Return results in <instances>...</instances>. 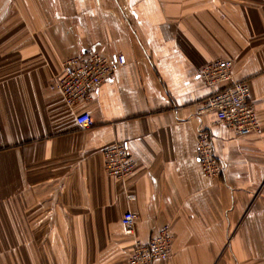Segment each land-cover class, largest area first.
I'll list each match as a JSON object with an SVG mask.
<instances>
[{
    "label": "crops",
    "instance_id": "crops-1",
    "mask_svg": "<svg viewBox=\"0 0 264 264\" xmlns=\"http://www.w3.org/2000/svg\"><path fill=\"white\" fill-rule=\"evenodd\" d=\"M90 50L126 63L69 109L49 83ZM219 58L247 82L259 133L200 112L217 87L199 70ZM199 127L223 164L214 178ZM115 142L135 160L123 179L104 172ZM127 211L143 241L170 225L154 264H264V0H0V264H128Z\"/></svg>",
    "mask_w": 264,
    "mask_h": 264
},
{
    "label": "built area",
    "instance_id": "built-area-1",
    "mask_svg": "<svg viewBox=\"0 0 264 264\" xmlns=\"http://www.w3.org/2000/svg\"><path fill=\"white\" fill-rule=\"evenodd\" d=\"M125 63L126 58L120 53L106 55L95 50L79 52L63 62L61 73L52 77L49 88L58 92L66 106L72 109L78 102L91 99L98 87ZM199 77L206 85L217 87L203 100L201 113H213L216 123L224 124L238 135L261 131L248 84L234 78L232 60L219 58L207 62L199 70ZM74 118L80 130H87L93 124L91 115L85 111L77 113ZM195 140L201 172L210 178L219 176L223 164L215 152L212 133L199 127ZM102 153L107 175L123 179L133 171L135 160L125 143H112ZM135 219L136 215L131 211L123 213L121 217L124 233L133 237L128 264H154L156 260L168 258L173 242L170 225L161 226L155 236L143 241L135 236Z\"/></svg>",
    "mask_w": 264,
    "mask_h": 264
}]
</instances>
